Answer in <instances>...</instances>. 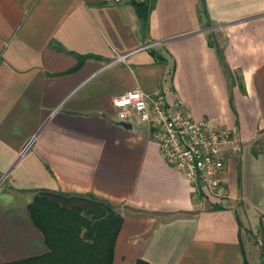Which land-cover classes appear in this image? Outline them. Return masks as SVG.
Returning a JSON list of instances; mask_svg holds the SVG:
<instances>
[{"label":"crops","instance_id":"obj_1","mask_svg":"<svg viewBox=\"0 0 264 264\" xmlns=\"http://www.w3.org/2000/svg\"><path fill=\"white\" fill-rule=\"evenodd\" d=\"M136 88L236 130L229 198L194 191L119 120ZM40 191L111 204L114 264H264V0H157L147 29L130 0H0V264L48 253Z\"/></svg>","mask_w":264,"mask_h":264},{"label":"built area","instance_id":"obj_2","mask_svg":"<svg viewBox=\"0 0 264 264\" xmlns=\"http://www.w3.org/2000/svg\"><path fill=\"white\" fill-rule=\"evenodd\" d=\"M113 107L119 120L137 118L149 129L165 162L178 170L194 191L217 202L229 198L223 177L229 159L243 152L236 130L194 120L184 102L169 104L163 91L149 94L136 88L116 97ZM33 141L22 154L29 151Z\"/></svg>","mask_w":264,"mask_h":264},{"label":"trees","instance_id":"obj_3","mask_svg":"<svg viewBox=\"0 0 264 264\" xmlns=\"http://www.w3.org/2000/svg\"><path fill=\"white\" fill-rule=\"evenodd\" d=\"M156 1L130 0L146 29ZM81 65L80 62L78 69ZM104 202L90 194L38 192L28 211L44 237L48 253L5 264H114L123 217L111 204L105 206ZM136 264L148 263L138 260Z\"/></svg>","mask_w":264,"mask_h":264},{"label":"water","instance_id":"obj_4","mask_svg":"<svg viewBox=\"0 0 264 264\" xmlns=\"http://www.w3.org/2000/svg\"><path fill=\"white\" fill-rule=\"evenodd\" d=\"M104 205H105V206H108V205H109V203H108L107 201H105V202H104Z\"/></svg>","mask_w":264,"mask_h":264},{"label":"rangeland","instance_id":"obj_5","mask_svg":"<svg viewBox=\"0 0 264 264\" xmlns=\"http://www.w3.org/2000/svg\"><path fill=\"white\" fill-rule=\"evenodd\" d=\"M258 254H260V251H258ZM251 258H252V256H251ZM254 264V263H253Z\"/></svg>","mask_w":264,"mask_h":264}]
</instances>
